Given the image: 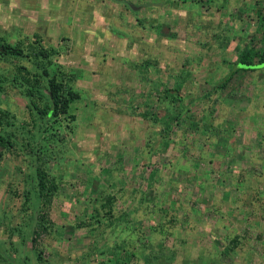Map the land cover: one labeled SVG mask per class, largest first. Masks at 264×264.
I'll return each instance as SVG.
<instances>
[{"label": "rangeland", "instance_id": "rangeland-1", "mask_svg": "<svg viewBox=\"0 0 264 264\" xmlns=\"http://www.w3.org/2000/svg\"><path fill=\"white\" fill-rule=\"evenodd\" d=\"M239 1L170 0L162 14L166 23L179 17L174 38L133 26L129 41L117 42L81 25L96 5H117L108 30L129 32L131 1L0 0V35L26 48L0 61V108L17 139L0 145V246L16 264H264V68L215 88L245 48L264 52V0ZM29 43L54 50L36 65ZM42 63L82 96L45 123L15 79L26 72L20 66L34 74ZM170 109L180 119L168 128ZM220 123L231 136L211 126ZM37 164L59 184L39 211ZM109 196L113 219L102 206ZM44 212L48 229L34 242Z\"/></svg>", "mask_w": 264, "mask_h": 264}, {"label": "trees", "instance_id": "trees-1", "mask_svg": "<svg viewBox=\"0 0 264 264\" xmlns=\"http://www.w3.org/2000/svg\"><path fill=\"white\" fill-rule=\"evenodd\" d=\"M195 1V0H194ZM198 1V0H196ZM202 1V0H201ZM264 36V33H263ZM30 47H32V51L28 53L27 55L33 56V59L37 60L34 61L36 65H39V58H48L52 51L54 50L51 48L50 50L44 48L41 44H33L29 43ZM25 46L21 42L19 43H12L10 40L6 37H3L0 35V61L9 59L10 57H16L20 58L25 54ZM254 48H245L242 51V54L238 59L236 60L235 66L232 69H229V72L221 78L219 84L215 86V88L224 89L226 88L233 80L234 76L237 74H242L245 72H252L261 70L264 68V52L262 51L261 54L257 51L255 54H253ZM27 56V57H28ZM258 57V61L256 62L255 59ZM32 59V60H33ZM48 63H51V61H47ZM42 71H39L37 73L32 74L29 70H27L24 66H20L19 70L22 69L25 70V74H18V76H15V79L17 83H21V86L25 88L26 95L29 97V108L32 110V112H36V115H39V118L42 119V122L45 123L47 120H49L51 117L55 116L58 117L61 114H68L71 109L72 103H74L77 100H80L82 98L81 93L75 89V87L66 82V73L63 71H59L51 75L49 68L46 64L42 63ZM231 68V67H230ZM28 74V75H26ZM261 74L259 75V77ZM44 81L46 82L44 84ZM2 88V82L0 81V90ZM49 90V95L46 94L45 90ZM179 91V87L177 89ZM170 90H166L167 95H171ZM172 96V95H171ZM172 99L179 100L181 97L176 98V96H172ZM172 110L170 109V113L167 115V117L161 121L165 123V127L168 128L171 127L173 121H179L180 114L174 113L172 114ZM9 112L6 110H2L0 108V145L4 147H12L15 143L16 135L15 132L7 130L6 128L8 126H11L14 124L13 121H10L8 118ZM35 115V113H34ZM144 115H149V112H146ZM36 116V118H37ZM151 116V115H150ZM6 118V119H5ZM34 117V121L36 122V119ZM154 119L156 121H159L157 115L155 114ZM224 122H229L227 118L223 120ZM222 123L220 124H211L212 127H218L221 129V133L223 134L225 132H229V136L232 135L233 129L228 130L223 128ZM37 126V123H36ZM225 127V126H224ZM40 128H43L40 127ZM166 130L167 128H163ZM165 147H168L170 142L166 138L163 140ZM148 145L149 142H148ZM159 149V148H158ZM151 175H155V173H151ZM34 190L32 192V203L34 206L35 211H39V206L46 205L49 206L52 203L53 197L58 191L59 184L57 182L56 177L50 175V173L42 166V164H37L35 166L34 170ZM249 185V184H248ZM250 186V185H249ZM27 200H29V195L26 197ZM105 203L102 204L103 207L109 206L108 210H106V213L111 215L112 219L114 218L113 215V203H114V196H109L105 199ZM190 202L191 200L188 199ZM184 204V202H183ZM181 205V208L183 210L190 211L191 207H185ZM185 208V209H184ZM48 215L47 212H44V214H41V220L35 221L34 219V226L32 227V230H30V234L34 235L33 239L34 242L37 241V238H39L44 232L47 231L48 226H45L43 223L44 218ZM118 247V246H117ZM121 247V246H120ZM119 247V248H120ZM124 249V248H123ZM226 252H229V248L224 249ZM18 252V249H17ZM19 253V252H18ZM148 259V256H147ZM3 261H6L11 264L15 263L14 256L7 252V249L3 248V246H0V264H7L3 263Z\"/></svg>", "mask_w": 264, "mask_h": 264}, {"label": "crops", "instance_id": "crops-1", "mask_svg": "<svg viewBox=\"0 0 264 264\" xmlns=\"http://www.w3.org/2000/svg\"><path fill=\"white\" fill-rule=\"evenodd\" d=\"M94 1L97 2V0H94ZM122 1L124 2V0H121V2ZM127 1H131L129 3V6H130L129 11L126 10L124 12L125 17L127 19L129 18V20L126 21L127 22L126 28L129 29V32L123 30L124 29L123 27H119V29H120L119 31L122 33H120V32H116V33L109 32V30L113 27L112 22H114L112 19V16L116 15V13H121L120 10L118 9L117 5H116L117 7L104 5V7H107V8H104L101 5H96L99 7L98 8L99 10L96 12L91 11L92 18L90 19V21H88V20L85 21L86 26L81 25V26H83L82 32L88 31V33H89L88 36H90V35L96 36V35L102 34V33H105V34H103V36H105V35L111 36V34H114L113 36H117L115 38V39H117L116 40L117 42H124V40L129 41L131 35L133 34L132 30L134 27H137L140 29L142 28L141 30H145L148 32H154L155 37L158 36L159 38H162L164 36H168L169 34H170V38H174L176 36V30H174V26L178 24L177 18H179V17H176V19H175L176 21L174 20L175 24L166 23V18L164 19L165 14H162L163 8H164V13H166L168 11L169 5H170L169 4L170 0H168V3H167L168 5L164 4V6H163V3L160 2L161 0H154V1L153 0H125V2H127ZM141 1H142V4H141ZM164 1H166V0H164ZM209 1H212V0H209ZM96 2H92V3L94 4ZM149 2H152V4L149 5ZM181 2L182 3H189V2L196 3V6L199 5V3H202V1H200V0H198V1H196V0L195 1L194 0H181ZM239 2H241V0ZM143 4L145 5L144 7H142ZM132 5H134V6H132ZM135 5H139L137 10H135L136 9ZM175 5L179 6V3L177 2V3H175ZM242 7L243 8H241L240 10L237 11L238 14H240L242 11H245L246 7L245 6H242ZM179 8L181 10H184L180 6H179ZM246 9L248 10V8H246ZM105 10H107V11H105ZM132 10H134V11H132ZM137 13H142L145 27H140V25L138 23L134 22L135 19H137V17H136ZM79 22L80 21L78 20V23ZM154 22H159V23H157L155 27H152L153 26L152 23H154ZM92 25L94 26V28L92 27ZM171 25H173V28ZM153 29H155V30H153ZM252 31L254 32V34L258 33L257 32L258 31L257 25L253 26ZM222 38L224 39L225 37H222ZM224 44H225V42H224ZM239 44H240V42H239ZM133 49L134 48H132V51H135V49L134 50ZM221 53L226 55V53H230V52H228L227 49L224 48ZM139 74L141 75V72H138V75ZM138 77H140V76H138Z\"/></svg>", "mask_w": 264, "mask_h": 264}, {"label": "water", "instance_id": "water-1", "mask_svg": "<svg viewBox=\"0 0 264 264\" xmlns=\"http://www.w3.org/2000/svg\"><path fill=\"white\" fill-rule=\"evenodd\" d=\"M132 6H134V5H132ZM137 9V8H136Z\"/></svg>", "mask_w": 264, "mask_h": 264}]
</instances>
